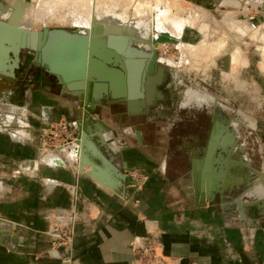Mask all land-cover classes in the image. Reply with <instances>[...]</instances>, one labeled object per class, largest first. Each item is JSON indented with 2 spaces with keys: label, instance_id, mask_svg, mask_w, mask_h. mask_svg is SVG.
Here are the masks:
<instances>
[{
  "label": "crops",
  "instance_id": "1",
  "mask_svg": "<svg viewBox=\"0 0 264 264\" xmlns=\"http://www.w3.org/2000/svg\"><path fill=\"white\" fill-rule=\"evenodd\" d=\"M12 86L0 82L2 91ZM34 110L37 126L64 118L54 106ZM153 113L136 143L110 127L91 141L93 149L81 144L80 160L87 163L80 161L78 175L58 167L60 161L40 163L35 130L9 123L19 134H0V264H63L69 256L71 264H143L134 251L137 240L153 241L160 260L144 264H264V179L250 176L258 170L247 143L254 136L264 159V126L240 119L228 154L216 150L208 159L202 135L212 137L214 126L177 132L183 143L173 142L170 121L179 114L164 123L161 112ZM130 172L147 179L136 187ZM73 209L71 251L54 248L51 224Z\"/></svg>",
  "mask_w": 264,
  "mask_h": 264
},
{
  "label": "rangeland",
  "instance_id": "2",
  "mask_svg": "<svg viewBox=\"0 0 264 264\" xmlns=\"http://www.w3.org/2000/svg\"><path fill=\"white\" fill-rule=\"evenodd\" d=\"M16 1H20V0H0V4L4 6L5 10H8V9H11V6H13V4ZM22 1L23 3H25V1H27V3L31 2V0H21V2ZM78 1L79 0H77V2ZM130 1L131 3L137 2V0H133V1L130 0ZM162 1L160 3H165V2L167 3L163 4L164 5L163 6L162 4L159 5L158 0L157 1L148 0L150 6L147 4L149 8L147 6V8L145 9L144 16H146V18L147 17L150 18L152 16V12L154 13V11H156L155 10L156 7H158L160 10L165 7L164 8L165 11H167L166 9L170 8L169 10H171L170 14L172 13V17L176 16V19H179L180 18L179 16H181V18H184L185 22H187L185 23L184 30L180 38V41L182 43L199 46V45H203L202 40L206 38L205 41L203 40V43H207V44L210 43L209 48L211 45V49L215 47L216 48L219 47L220 51L219 49H215V51L218 50L219 52L217 51L215 52L214 50H209V52L211 51V56H208L209 52H206V55L208 53L207 56L209 58H207V56L203 53L202 54L204 55L202 56L203 60L204 59L206 60L207 58L208 61L207 60L201 61L199 59V58L202 59L201 54L195 55V52H192V51H190V53L187 54V55H190L191 58L189 56H188L189 58L187 56L186 57L182 56V54L180 53L182 49L181 48L179 49L177 44L171 41L170 37L169 38L167 37V40L162 43L160 41L158 42L159 44L152 43L156 39H158L160 36H162L163 33H159L158 30L154 28L153 33H155V36L152 37L150 34L151 33L150 27L152 24L150 23V20L148 18H147V21H144L145 27L141 26L142 30L145 29V31L143 30L145 32L143 36L144 38H142L141 41L137 40L138 42L137 47L140 48L139 50H142V48L144 47L145 49H147L149 48V45L154 44L156 45V53H157L158 60L159 59H166V60L169 59L172 61H177V60H180V57L183 59L185 57L186 60H189V62H187L184 65V69L168 67L164 65L163 63H161L159 60L160 65L164 68L163 71L166 73L167 72L170 73V86H168L167 89H169V93L172 96L171 98L172 111L170 110L171 112L170 111L162 112L161 122L166 123V122H169L170 120H175L174 116L176 115L175 113L177 112L178 105L181 102H183V100H186L187 97H189L188 92H194V94L198 93L200 96H207V97H211L217 100L218 99L223 100L226 105L229 104L231 108L236 110L238 114L236 115V119L238 121L240 119H243V120L247 119L248 125L264 126V72L260 71L258 68V62L260 61V54H262L264 51L263 50L264 49L263 48L264 47V43H263L264 36H262L264 35V29H263L264 28V9H263L264 0H235L236 4L234 3L233 5L226 4L225 3L226 1L224 0L223 4L217 5L215 7L197 5V4L192 3L189 0H177V1L172 0V2L171 0H162ZM173 1L177 5H176V8H174L172 4L173 6L172 7L173 9H172L170 5L171 3H173ZM73 2L71 3L70 1H66L65 4L55 7V10L51 13V15L46 17L43 22L36 21V20L33 21L31 19L34 16L33 15L34 12L30 8H33V7H30V6L29 8L22 7L23 10L21 9L22 13L20 15L18 26L19 27L23 26L31 30H42L44 27H47L49 29H63V30L71 31V32L86 30L87 28H78L77 26L72 24L74 19L84 14L85 13L84 11H87L86 8L81 10L82 6H80L78 4L79 2L77 3L76 0H75V3ZM115 2L117 3V0H114V3ZM155 2L158 4H156ZM16 5L17 4H15V6ZM165 5H167V8ZM154 6L155 8L152 9ZM19 7H21L20 4H19ZM96 7L97 5L94 7V9ZM196 8L200 10L201 12L208 14L209 20L207 19L208 21L201 20V21L195 22V20L197 19V16L195 15ZM159 9L156 12L160 13L162 11V10L159 11ZM181 9L182 10L186 9V10H184L185 11L184 12ZM179 10L180 12H178ZM13 11H15V8L13 9ZM95 11H94L95 13L93 12L94 14H92L93 20H95V17H97L96 14L99 13L98 9H95ZM183 12L185 14H183ZM227 12L232 13V16L230 17V19H228L229 21L228 23L236 25V26L238 25L239 28L238 26L237 28L242 30L243 34H237V32L235 31L232 32L227 29V26L224 20L226 18L225 13ZM173 13L174 15L175 13H177V15L174 16ZM191 13H193L194 16ZM108 16L109 15H106V18ZM112 17L109 16L108 18L111 20L112 19L114 20V18ZM8 18L3 20V22L4 23L9 22L12 17L9 20ZM186 19H188V21H186ZM93 22H96V21H93ZM100 24L99 26H101ZM93 25H95V23H93L91 26ZM97 26H98V23H97ZM205 26H207V28H205ZM202 27L204 28L201 29ZM260 27H262V30H261L262 32L260 33L261 35L258 34L259 38L257 37L256 39H253L252 32L257 30ZM119 28L122 30V32H125L126 30V27H119ZM101 29H104V28L101 27ZM210 34L213 35V37ZM172 38H175V37H172ZM206 40L208 42H206ZM220 41L224 43H221ZM213 43H215L216 45L218 44L217 45L218 47L214 46ZM220 44L222 45L220 46ZM161 45L163 46L161 47ZM259 47L262 48L263 50L262 52H261V48ZM238 48L240 49V52H241L238 55V58H239L238 60H240L241 63L244 62L243 60H246L249 63L248 67L245 66L244 64H242V66H245V67H241L240 66L241 64H239L237 67V70L233 74L234 75L233 77L235 79L231 77L229 78L228 81H225L223 79V73H230L231 71L229 53L230 54L233 53ZM257 48L260 51H258ZM213 52L215 54L216 53L218 54V58L216 57L217 54L215 55ZM222 53L223 54L226 53V54L222 55ZM220 55L222 56L220 57ZM212 56L214 57L213 59L211 58ZM193 57L194 59H192ZM11 59H14V58L11 57ZM196 59L198 62V66L196 65L197 62L195 64ZM209 59L210 60L212 59L213 61L212 60L209 61ZM32 62H33V56L30 55L28 52H23L21 55L20 69L15 71L16 72V78L14 81L15 84L12 86L10 90L2 91L0 89V113L11 115L12 117L16 118L19 121L18 126L19 125L25 126V124H29L30 128H32L33 131L35 130V132L38 135V130L41 127L42 123H40V125L37 126L36 118L34 116L35 114L34 108L54 106V108L59 110L58 112L59 115L64 117V118L57 119L54 121L64 120L73 126L74 125L78 126V119H77V114H76L75 109L76 108L79 109L81 107L80 104H78L76 100L72 98L70 95L63 93L64 91L63 87L59 85L55 77L48 75L42 68L34 66ZM214 62L216 64H214L213 66ZM192 63L196 66L192 65ZM190 64L192 65L191 67H193L191 69L192 71L189 70L190 68H188L190 67ZM162 79L161 80L158 79L157 81H155L154 84L151 83V85L153 86L151 90L152 92L150 94H147L143 104L138 106V109L140 110V112H142L143 110L150 109L152 107L153 108L155 107V109H159L162 107V106L161 107L159 106L161 104L160 94H162V90H163L159 85ZM1 81L2 80H0V82ZM156 86L157 88L155 91ZM154 94H156L155 97H154ZM63 99H65L68 103L65 102ZM226 99L229 102L228 101L226 102ZM149 103L151 104L146 108L147 104ZM112 106L109 107L103 113L104 122L107 125H109V127L113 128L114 134L125 135L126 137L125 140L128 141V143L130 142L136 143L137 142L136 139L134 140L133 138H131V135H129L125 131L129 129L130 124H127L125 120L123 123L120 117H118L117 113L115 112L114 107ZM26 112H28V115L25 118ZM204 121H209V118L202 117V119L196 121V123L193 125L196 129L201 130L203 129L202 124ZM142 123L143 121L136 120L135 123L132 122L131 127L134 128V130L144 129V125ZM149 125L150 124H148V126ZM15 127H17L16 124H15ZM147 129L149 130V127ZM5 130H9V127H7L6 125H0V134L9 135ZM254 142H256V139L254 138V136H248L247 143L251 145V148L249 149L248 154L250 156V159L253 162V167L258 170L261 165L262 152L260 148L256 146Z\"/></svg>",
  "mask_w": 264,
  "mask_h": 264
},
{
  "label": "bare ground",
  "instance_id": "3",
  "mask_svg": "<svg viewBox=\"0 0 264 264\" xmlns=\"http://www.w3.org/2000/svg\"><path fill=\"white\" fill-rule=\"evenodd\" d=\"M66 1H70L71 3L73 2V0H42V1L41 0H31V2H29V3H27V1H25V3H23V1L21 2V0H20V1H16L13 4V6H11V9H8V10H5L4 9V6L2 4H0V25H1V27L5 26V25H9L8 22L7 23L6 22L5 23L3 22V20H5L7 18V14L8 15L10 14L11 17H12L13 13L16 12V10L23 9L22 7L29 8V6L30 7H33V8H30V9L34 12L33 13L34 16L31 19L33 21L36 20V21L43 22L46 17H48L49 15H51V13L55 10V7L65 4ZM161 1L162 0H158L159 5L160 4L163 5V4L167 3V2L160 3ZM76 2H77V0H76ZM78 2L77 3L80 6H82L81 7V10L84 9V8L87 9V11H84L85 12L84 14L81 13L82 15H80L79 17H77L76 19H74V21L72 22V24L75 25V26H77L78 28H87L89 30L92 27L91 25L93 23H95L93 21H96L98 23V27L100 28L102 34L103 33H106L107 35H116V34L119 35V34H123L122 30L119 27H126V30L125 31L126 32L127 31H130L131 32L130 34L131 35H134V39L137 42V40L138 41H141V39L144 38L143 36H144V33H145L144 32L145 29H143L144 30L143 31L142 28H141V26H144V21H147V18H148L150 20V23L152 24L151 27H150V31H151L150 34H151V36L152 37L155 36V33H153V29L154 28H156L159 33H163L162 36H160L158 39H156L154 42H152L154 44H157L160 41V39L162 37H164V36H166L168 38L170 37L171 41L174 42V43H176L179 49L180 48L182 49V51L180 53L182 54V56H185V57L186 56L187 57L188 56L190 57V55H187V54L190 53V51L195 52V55L196 54H201V57H202V56H204L202 54L204 53L206 55V52H209V50H214L215 51V49H219V47L217 46L219 44V42H218L217 45L215 43H213L214 46H217L218 47V48H216V47L213 48L212 47L213 49H211V45H210V48H209V44L210 43L209 44L203 43V40L205 41L206 38H204L202 40V44L203 45H199V46H195V45H192V44H184V43H182L180 41V38L182 36L185 23H187V22H185V19L184 18H181V16H179L181 19L180 18L179 19H176V16L175 15H177V13H175V15L173 13V15L175 17H172V13L170 14V11L171 10H169L170 8L166 9L167 11H165L164 10L165 7L164 8L161 7V8H163V9H161L162 10L161 11L158 7L155 8V6L152 9L155 8L156 11L159 9V11H161L162 13L161 12L158 13L156 11H154V13H153L150 10L152 12V16L150 15L151 16L150 18L149 17L146 18V16H144V12H145V9L147 8V6L149 5L148 0H137V2H133V3H131L130 0H117V3L116 2L114 3V0H79ZM171 2H172V0H171ZM73 3H75V0H74ZM150 3H151V1H150ZM158 3H156V4H158ZM15 4H17V5L15 6ZM19 4H20L21 7H19ZM172 4H173L174 8H176V5L177 4L174 3V1L170 5L171 8L173 7ZM73 5H75V4H73ZM96 5H97V7L95 9H98L99 10V13L96 14L97 17H95V20H93V18H92L93 15L92 14H94L96 12L95 9H94V7ZM167 5H165L166 8H167ZM149 6H148V8H149ZM14 8H15V11H13ZM93 9H94L95 12L93 11ZM163 10H164V12H163ZM184 10H186V9H184ZM184 10H182V11H184ZM195 10L197 11V13L195 11V15L197 16V19L195 20V22L196 21H201V20L202 21L203 20H206V21L209 20V15L208 14H205V13L201 12L197 8ZM193 11H194V9H193ZM146 12H147V10H146ZM178 12H180V10ZM184 12H183V14H185ZM191 14L193 15V13H191ZM106 15H109L110 17L113 16L112 18H114V20L113 19L112 20L109 19L108 18L109 16L106 18ZM192 15H190V16H192ZM225 15H226V18L224 20H225V24L227 26V29L230 30V31H232V32L235 31V32H237V34H243V31L240 30V29H238L239 28L238 25H237L238 26V28H237L236 25H233V24L228 23L229 22L228 19H230V17L232 16V13L231 12H227V13H225ZM188 19H186V21H188ZM194 19H195V17H194ZM100 23H102V24H100ZM126 23H128V24H126ZM99 24L101 26H99ZM101 27H103L104 29H101ZM130 27H132V28H130ZM12 28L13 29H17L16 30L17 32H19V30H26V31L31 30V29H27V28H25L23 26H20V27L19 26H17V27L12 26ZM203 28L204 27H202L201 29H203ZM205 28H207V26H205ZM129 29H133V30H129ZM57 30H62L66 34H69V35L74 36V37H83L84 35H88L85 30H83L82 32H71V31H67V30L65 31L63 29H57ZM261 30H262V27H260L257 30L253 31L252 32V38L253 39H256L259 36L258 34H260L262 32ZM207 32H209V31H207ZM18 35H19V33H18ZM88 36L90 37V43H91V47H92L93 53L96 54L98 57H101L103 59L102 61H98V59H96L97 57L94 58L97 62H100V63H103L104 64L105 61H108V62H113L115 65H121L122 64L127 69V73H126L127 74V77H128V79H127V82H128L127 83V88L129 86V84L133 85L135 87V89L132 91V95L134 96L135 94H137V95L134 96L135 97L134 100L127 101L126 105H123L126 108L127 112L128 113H130V112H137V113H140V114L145 113V110H143L142 112H140V110L139 109H136V108H138L139 105H142L143 102H144V100H145V98H146V96H147V94H150L152 92L151 90H152V87L153 86L151 85V83L154 84L155 81H157L158 79L161 80L163 78V68H162L161 65H160L161 67L158 65V67H157V69H156V71L154 73L147 75L146 91L143 94L141 92H139V90H138V84H140V81H141V73H142V70L144 69L146 62L148 60H150L154 56L155 52H153L150 49V47L147 48L149 50L145 49V47L142 48V50H139L140 48H138V47H135V48L134 47L133 48L131 47L130 49H132V50L129 52V55H131V59L126 64L124 61H121L119 58H117L115 60L113 58L112 59L111 58H108L109 57V54L106 55V51H105V49L107 48V44H106L104 38H102V36L101 37H99V36H91V35H88ZM211 36L213 37V35H211ZM262 36H264V35H262ZM20 37H21V35H20ZM123 37H125V36H123ZM172 37H175V38H172ZM221 39H222V37H221ZM18 41H20V38H19ZM206 42H208V41L206 40ZM221 43H224V42H221ZM254 43H256V42H254ZM154 44H151V45L148 44V45L149 46H152V48H155V50H156V45H154ZM113 45H114V42H113ZM221 45L222 44H220V46ZM162 46L163 45H161V47ZM120 47H122V45L119 46V48ZM259 48H261V47H259ZM12 50L15 51V52H18L20 50V48L16 44L13 47L8 46L6 44L0 45V75H1L0 76L1 77L0 80H5L6 79L7 81L8 80L10 81V79L13 76L15 77V71L17 69L18 63H17V60L11 59L12 55H10V52ZM263 50L261 48V52ZM216 51L219 52L220 49H219V51L218 50H216ZM258 51H260V50L258 49ZM184 53H185V55H184ZM227 53H229V52H227ZM240 53L241 52H240V49L239 48L237 50H235L233 53H231V54L229 53V55H230L231 71H230V73H223V79L225 81H228L229 78H231V77L234 76L233 74L237 70V67H238L239 64H241L240 65L241 67H245V66L248 67V64L249 63L246 60H243L244 62H242V63L240 62V60H238L239 59L238 58V55ZM224 54H226V53H224ZM224 54L222 53V55H224ZM207 55H208V53H207ZM222 55H220V57ZM208 56H211V51L209 52V55ZM208 56H207V58H209ZM185 57H184V59L180 57V60H177V61H172V60H169V59L168 60H166V59H159V60H160L161 63H163L164 65H166L168 67L178 68V69L179 68L180 69H184V65L187 62H189V60H186ZM216 57L218 58V54H217ZM146 58H148V59H146ZM207 58H206V60H207ZM211 58L213 59L214 57L212 56ZM192 59H194V57ZM199 59L201 61H204L205 60V59L203 60V57H202V59L201 58H199ZM211 60L209 59V61H211ZM196 62H197V59L195 60V64H196ZM245 62H246V64H245ZM214 64H216V63L214 62L213 63V66H214ZM242 64H244L245 66H242ZM187 65H189V64H187ZM192 65H194V64L192 63ZM192 65L190 64V67H188V68H190L189 70H191L193 68V67H191ZM196 65L198 66V62H197ZM196 65H194V66H196ZM258 68H259L260 71L264 72V51H263L262 54H260V61L258 62ZM116 70H119V69H116ZM97 74H99V73H97ZM117 77H115V78L114 77H111L112 78L111 79L110 77H107L106 75H104L103 76L104 79L108 78V79H110L112 81V86H109L108 84H105V83H98L96 85V89H95V97L97 99L98 98H101L102 96L104 97V94H105L104 92L105 91L110 92V89H113L114 90V94L117 97H119V98L122 97L125 93H124V90H122L121 87L118 85L120 81H119V77H118V79H117ZM233 79H235V78L233 77ZM85 85H86L85 82H74V83L69 84V88L70 89H73V90H76V91H79V89L82 86L84 87ZM137 92H139V93H137ZM188 93L190 94L192 92H188ZM83 94H84V92H83ZM140 96H142L143 98L142 99H139ZM85 104H86L85 101H82V105L83 106L81 108H79V110H80L79 111V115H80V120L81 121L84 119V112H85V107H86ZM150 104L151 103L147 104L146 108ZM99 108H102V106H100ZM13 121H15V120L11 116L0 113V124L10 126L9 123H11ZM16 122L17 121H15L13 123L14 124H19L18 122L17 123ZM10 127H9V130H5V131L7 133H9V135L12 136V138H14L13 136H15V135H17L19 133L16 130L14 131L13 130V127H11V128ZM98 127L101 128V130L103 129L101 132H103L104 130H107V129L102 128V124H98ZM99 128H98V131H100ZM107 131L110 132L109 129ZM125 131H126V133H128L132 137H133V135L131 133L133 131H135L136 138L135 137H133V138L137 139L138 141L141 140V132L140 131L134 130L133 128H129V129L125 130ZM215 134L216 133H215V131L213 129V133H212V135H213L212 137L213 138H215V136H214ZM249 172H250V176H252L253 172H255V171H249ZM257 177H260L261 178V174L258 173V172H257L256 178ZM254 191H257V188ZM1 220H3V219H1Z\"/></svg>",
  "mask_w": 264,
  "mask_h": 264
},
{
  "label": "water",
  "instance_id": "4",
  "mask_svg": "<svg viewBox=\"0 0 264 264\" xmlns=\"http://www.w3.org/2000/svg\"><path fill=\"white\" fill-rule=\"evenodd\" d=\"M22 10L18 9L13 13L12 18L8 22L9 25L3 27L0 25V45L6 44L13 47L16 44L20 48L18 52L13 50L10 52V55L17 60V68H19L20 56L22 53L28 52L33 56L32 64L36 67L42 68L48 75L55 77L59 85L63 87L64 93L74 98L81 107L83 106L82 101H85L86 107L84 119L81 121L80 115L77 114L78 126L85 151L93 149L91 141L97 143V138L103 130L98 127V124H102V128L110 130L109 125L104 122L101 109L99 108L102 100L106 98V100H108V106L110 107L114 104L126 105L127 101L134 100V96L137 94L134 96L132 95V91L135 89L133 85L129 84L127 88V69L122 64L115 65L113 62L108 61H105L103 64L94 59L97 57L96 59H98V61L103 60L101 57H98L93 53L90 37L88 35L102 36L107 44L105 51L106 55L109 54L108 58H113L114 60L119 58L126 64L131 59L129 52L132 49L130 48H135L138 44L134 39V35H131L130 31H125L123 34L119 35L102 34L96 22L91 29L85 30L88 35H84L83 37H74L66 34L62 30L49 29L47 27H44L39 31L19 30V32H17V29H13L12 26L17 27L19 25ZM82 31L83 30L76 32ZM19 38L20 41H18ZM166 40L167 37L164 36L160 39V42ZM121 45L122 47L119 48ZM149 47L155 52V54L146 62L141 73V81L140 84H138V90L142 94L146 91L147 75L154 73L158 67L156 50L155 48H152V46ZM104 75L110 78L119 77L120 82L118 85L125 93L122 97H117L114 94L113 89H110V92L105 91L104 97L102 96L98 99L95 97V89L98 83H105L112 86V81L108 78L104 79ZM12 78L10 79V82L15 81V77L13 76ZM74 82H85L86 85L84 87L82 86L79 91H76L69 88V84ZM142 96H140L139 99H142ZM130 114L137 115L140 113L130 112ZM229 125H222L218 122L215 124V138L210 137L206 143L209 149L208 159L213 156L216 150L221 151L223 154H228L227 150H230L232 144L238 139L236 129L232 130ZM98 128L100 131H98ZM82 163H87L84 156L81 158V166ZM258 172L261 174V177L264 178V159H261V165ZM256 175L257 171L253 172L252 176L256 177ZM204 196L205 194H202L201 200H203ZM1 222L3 221L0 219V224Z\"/></svg>",
  "mask_w": 264,
  "mask_h": 264
},
{
  "label": "built area",
  "instance_id": "5",
  "mask_svg": "<svg viewBox=\"0 0 264 264\" xmlns=\"http://www.w3.org/2000/svg\"><path fill=\"white\" fill-rule=\"evenodd\" d=\"M28 115V112L25 116ZM39 158L42 164H55L60 161L58 167L70 169L79 174L80 155L82 139L81 132L77 125H71L67 121H44L38 130ZM131 179L135 180V186L139 187L147 179L144 175L136 172L128 173ZM75 210L65 213L63 220L52 223L50 233L54 238V248H64L71 251L75 231ZM69 251V252H70ZM134 251L141 263H148L151 260L160 263L156 256L155 243L147 241L143 243L137 240ZM63 264H71V256L64 258Z\"/></svg>",
  "mask_w": 264,
  "mask_h": 264
},
{
  "label": "flooded vegetation",
  "instance_id": "6",
  "mask_svg": "<svg viewBox=\"0 0 264 264\" xmlns=\"http://www.w3.org/2000/svg\"><path fill=\"white\" fill-rule=\"evenodd\" d=\"M148 59V58H146ZM21 61V56H20ZM158 65L160 66V62L158 60ZM19 68L16 69L19 70ZM164 70V69H163ZM163 79L160 82V87L163 89L162 94L160 95L162 98V101L160 102L161 108L155 109V107L145 110V113L132 115L127 112L126 108L121 104H115L112 107H114L115 112L117 113L118 117H120L121 121L124 123L127 122V124H130L129 128H132V122L135 123L136 120L143 121L144 129L148 128V124L146 121V116L153 115L156 110L157 112H169L172 111V102H171V94L169 93V89H167L168 86H170V73H166L163 71ZM15 78H16V72H15ZM15 82H13V85ZM190 97H187L186 100H183L178 107H177V113L179 114V118L176 121L170 122V128L173 129L174 133L170 137V140L173 142L180 141V143H183V137L177 136V132H182L183 130H191L194 127L193 124L196 123V121L203 118H210L209 116L212 114L213 121L209 119V121H204L202 126L203 129L209 126H215L217 122L219 124H227L229 127L233 130L240 127V121L236 119L237 112L231 106L226 105L223 100L220 99H214L207 96H200L198 93L194 94L192 97V100L189 101ZM225 100V99H224ZM228 100L226 99V102ZM229 102V101H228ZM223 103V104H222ZM101 113L103 116V113L110 107L108 106V100L104 98L101 102ZM138 109V108H136ZM135 109V110H136ZM170 111V112H171ZM146 127V128H145ZM134 129V128H133ZM202 129V130H203ZM209 138L202 135L203 142L207 143V140ZM237 140V139H236ZM235 140V141H236Z\"/></svg>",
  "mask_w": 264,
  "mask_h": 264
}]
</instances>
